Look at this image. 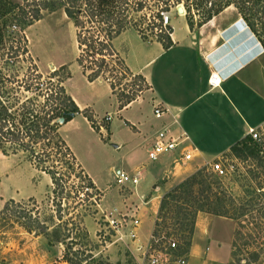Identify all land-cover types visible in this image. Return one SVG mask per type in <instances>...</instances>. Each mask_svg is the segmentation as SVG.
I'll return each instance as SVG.
<instances>
[{
  "label": "trees",
  "instance_id": "16d2710c",
  "mask_svg": "<svg viewBox=\"0 0 264 264\" xmlns=\"http://www.w3.org/2000/svg\"><path fill=\"white\" fill-rule=\"evenodd\" d=\"M178 4L185 11L190 29L193 25L199 27L227 7L233 8L264 48V0H0V45L4 46L9 39L6 28L11 22L22 28L38 21L44 12L61 8L74 28L75 64L87 82L109 74L103 79L115 96L117 109H120L135 100L141 91L135 82L145 84V81L140 74L127 69L114 50L112 39L121 31L132 28L142 40L151 39L146 35L148 32L163 48H168L171 44L169 36L157 31L161 30L159 12ZM192 11L198 16L195 22L192 21ZM165 29L169 30V27ZM11 39L7 49L13 50L16 56L19 46L13 37ZM6 61L2 60V65L18 62ZM62 70H65L64 78L58 75ZM69 77L65 65L52 69L46 79L31 62H27L19 80L16 75L8 77L0 70V151L3 154L26 153V161L49 177L54 208L36 212L35 201L28 197L26 200L32 207L25 213L18 212L22 203L10 198L1 206L0 216L9 214L14 220L23 218L26 233L42 236L49 246L64 245L61 261L81 264L83 259L71 251L76 244L71 230L74 228V232H78V238L86 236L78 219L83 209L94 202V186L61 137L59 128L75 114H81L91 128H96L91 115L86 114L85 109L80 110L65 92L62 83ZM127 78L131 79L130 87L121 83ZM116 89L118 93H115ZM59 117L63 118L62 123L56 122ZM229 152L235 159L253 158L259 166L264 163V150L248 136L233 143ZM261 167L264 171V164ZM215 176L201 167L162 194L151 235L156 239L167 236L168 232L162 233V229L170 224L183 230L185 237L190 239L195 215L203 212L237 223L247 221L248 217L249 224L264 236V186L247 184L244 196L238 197ZM70 177L76 182L69 181ZM67 225L72 228L67 229ZM250 262L264 264L258 260L257 254L251 256Z\"/></svg>",
  "mask_w": 264,
  "mask_h": 264
},
{
  "label": "rangeland",
  "instance_id": "374dc122",
  "mask_svg": "<svg viewBox=\"0 0 264 264\" xmlns=\"http://www.w3.org/2000/svg\"><path fill=\"white\" fill-rule=\"evenodd\" d=\"M191 13L192 21L195 22L198 16L194 11ZM14 24L16 23L11 22L6 28L9 39L4 42V46L0 45V70L2 74L8 77L16 75V79L19 80L27 62H31L36 65L43 79H46L52 69L65 65L70 73V78L66 83L67 89L76 92L82 98L91 100V103H95L94 112L104 129L100 132L101 134H97L95 131L99 129L94 122L93 125L96 129L92 131L90 126L79 117L60 129V135L75 160L83 171L91 176L98 187L97 190L93 184L94 190L92 192L96 196H93L94 202L87 209L82 208L83 214L78 219V224L85 231L86 236L78 238V232H74V228L71 230V233L75 234L72 236L76 243L71 251H75V256L83 259L81 264H134L130 252L127 250L128 241L124 237L127 233L125 226L121 227L120 224L114 223L111 228L104 215H107L108 219L119 220L120 214L128 213L131 215L133 213L139 221L136 229L138 243H145L156 215V200L151 199V196L148 195L138 201L140 194L134 193L133 187L119 189L114 183L112 170L115 169L132 173L135 168H139V179L144 180L148 160L141 150L132 153L128 151L135 142V134L131 128L120 124V117L115 113L117 106L114 103L116 101L108 91L107 82L103 79L109 77V74L102 75V78H97L94 83H87L74 62V57L77 54L74 28L61 8L52 12H44L38 21L28 26L19 28ZM146 35L148 38H153L148 32ZM11 37L19 46L16 56H14L13 50L7 49L10 44L9 40H12ZM2 60H7V63L14 60H18V62L14 65H2ZM64 72L65 70L59 71L58 75L63 77ZM130 81L131 79L127 78L123 79L121 83L130 87L128 86L131 84ZM135 83L141 88L136 100L142 101L139 104H134L130 111L140 113L149 119L152 117V113L151 107L149 108L147 103H151L150 106L153 104L149 86L139 81ZM115 93H118V89L115 90ZM38 100L40 101V99ZM85 113L91 115L89 109H85ZM105 115L109 116L108 121L103 120ZM117 140L122 145L114 148L113 144L114 142L118 143ZM26 158V153L10 154L7 152L3 154L0 151V209L4 201L11 196L14 197L15 201L23 204L17 209L18 212L23 211L25 213L32 207L26 200L27 198H23L29 195L35 201L34 209L36 212L43 213L46 210H53L49 177L36 170L33 165L26 161ZM206 158L212 159L213 157L207 156ZM212 160L219 161L225 170V175L217 177L212 173L213 176L221 180L235 196L243 197V191L247 184L259 183L264 186V171L261 167L264 163L259 166V162L253 158L235 159L229 151L214 157ZM200 162L201 159L198 158L193 163L199 164ZM206 165L202 167L206 168ZM12 168L15 169L8 175ZM197 169L199 168L191 166L188 170L189 175ZM69 179V181H74L73 183L76 182L73 177ZM136 186L138 187V182L134 187ZM141 187L142 185L139 189L142 191ZM144 191L148 192L149 189L146 187ZM246 220L235 222L230 260L224 264H249L253 254H257L260 262L264 261V236L254 229L252 224H249L248 217ZM22 222L23 218L14 220L9 214L0 216V264H66L57 256V247L61 249L62 253L65 249L64 245H47L42 236L26 233ZM68 228L71 229L72 227L67 225ZM206 229L207 234H210L213 229L224 230L221 233L223 237L228 232L227 227L219 225L214 227L211 223L206 226ZM164 231L168 232V235L164 236L162 240L171 238L175 242L177 252L185 256L186 264H207V262L218 261V259L211 260L207 257L206 247L200 242L197 245V252L189 254L191 238L185 237L184 231L175 228V225L169 224L168 227L162 229V233ZM222 253L224 252L222 251Z\"/></svg>",
  "mask_w": 264,
  "mask_h": 264
},
{
  "label": "crops",
  "instance_id": "0c3cea01",
  "mask_svg": "<svg viewBox=\"0 0 264 264\" xmlns=\"http://www.w3.org/2000/svg\"><path fill=\"white\" fill-rule=\"evenodd\" d=\"M166 12L171 41L168 48H163L153 38L142 40L132 28L121 31L111 41L127 69L133 74H140L149 86L152 103H160L166 109L161 118L152 116L148 119L130 111L134 104L142 101L135 99L115 110L120 124L131 128L135 134V142L128 151L141 150L146 155L155 131L161 127L169 128L173 134L184 133L187 144L195 148L193 158L180 165L172 163L176 151L161 155L153 162L148 161L145 181L139 179L138 187H133V191L140 194L138 201L151 196L156 200V208L162 194L189 175L191 166L200 168L214 157L225 154L233 143L247 136L248 128L264 123V48L235 10L227 7L199 27L191 29L187 25L183 7L182 13H178L175 6L169 7ZM213 70L218 72L221 82L218 87L209 89L206 80ZM69 78L62 83L65 92L80 110L89 109L95 126H98L100 121L94 112L95 103L68 90L66 83ZM110 94L116 101L114 94ZM114 104L117 106V102ZM147 104L150 108L151 103ZM77 117L90 126L85 117L75 114L59 130ZM90 130L94 129L90 127ZM103 130L95 132L101 134ZM117 141L113 144L114 148L122 145ZM207 156L213 158L207 159ZM198 158L201 162L194 164ZM14 169H10L8 175ZM91 180L98 190L95 181ZM141 185L142 191L139 189ZM146 187L148 192L144 191ZM28 197L32 196L23 198ZM210 223L214 227H227V235L223 237L221 233L224 230L216 229L207 234L206 226ZM234 227L235 221L232 219L197 212L189 254L197 252L200 242L206 247L209 259H218L207 264L229 262Z\"/></svg>",
  "mask_w": 264,
  "mask_h": 264
},
{
  "label": "built area",
  "instance_id": "2783aa9c",
  "mask_svg": "<svg viewBox=\"0 0 264 264\" xmlns=\"http://www.w3.org/2000/svg\"><path fill=\"white\" fill-rule=\"evenodd\" d=\"M160 28L158 32L163 31L169 36V30L165 29L168 26V15L166 11L159 12ZM221 78L216 71H210L206 80L209 89L218 87ZM166 112V109L160 103H153L151 113L155 119H159ZM104 121L109 120V116L103 117ZM97 128L101 130L103 126L99 123ZM98 130V131H99ZM247 136L256 143L261 150H264V123L253 128H248ZM176 151V156L172 159L174 165H180L190 161L195 152V148L187 144V137L184 133L173 134L167 127H161L156 130L150 146L146 151V158L149 162L155 161L161 155H166ZM206 170L213 173L217 177L225 175V170L222 168L219 161L211 160L206 163ZM205 165V164H204ZM114 183L119 189L134 187L139 180V168H135L132 173H127L122 169L112 170ZM110 215V213H109ZM106 222L112 228L114 223L125 226L127 233L124 237L127 238V250L133 259L134 264H186L185 256L177 252L175 242L171 239L162 240L154 238L151 233L148 235L145 243H138L136 229L139 221L132 213L120 214L119 220L108 219L104 215Z\"/></svg>",
  "mask_w": 264,
  "mask_h": 264
},
{
  "label": "water",
  "instance_id": "95a60500",
  "mask_svg": "<svg viewBox=\"0 0 264 264\" xmlns=\"http://www.w3.org/2000/svg\"><path fill=\"white\" fill-rule=\"evenodd\" d=\"M175 9L178 13H182V7L180 4L176 5L175 6ZM56 122L58 123H62L63 122V118L62 117H59L56 119ZM57 256L60 257L61 256V249L58 247L57 248Z\"/></svg>",
  "mask_w": 264,
  "mask_h": 264
}]
</instances>
